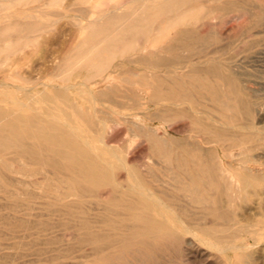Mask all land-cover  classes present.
<instances>
[{"label":"bare ground","instance_id":"1","mask_svg":"<svg viewBox=\"0 0 264 264\" xmlns=\"http://www.w3.org/2000/svg\"><path fill=\"white\" fill-rule=\"evenodd\" d=\"M263 1L0 0V11L12 5L17 7L21 2L32 3L29 11L25 9L23 14L12 11L0 13V21L5 20L0 22V74H4L0 77V190L10 196L29 193L26 188L32 184L38 188L41 197L51 199L48 202L50 206H62L64 213L69 215L65 222L68 234L62 237L59 252L47 257L48 264H121L118 261L125 259L128 252L139 259L138 264H149L150 259L152 263V258L161 257L157 256L159 250L154 245L161 242L167 243L166 249L188 242L185 243L188 245L186 252L202 256L209 254L213 257V250H218L219 254L225 252L231 264H234L235 257H240L242 264H250L251 259L256 261L257 258L264 261V230L258 227L257 222H250L254 210L262 212L261 221H264V150L257 157L258 165L242 163L236 170L226 167L224 159L214 150L198 155L177 150L175 146V149L169 148L173 143H166L158 126L148 122V119L166 120L164 114L173 116L171 111L185 116L188 107L180 109L165 103L161 106L160 103L171 100L175 105L193 101L195 91V96L199 93L204 96L206 104L203 107L211 113L212 123L201 124L202 121L193 118L196 116L189 117L191 109L186 116L200 122L195 128L207 133L204 140L223 147H243L252 144L245 136L246 131L244 134L239 132L241 130L234 133L236 130L232 132L229 128L241 123L245 126L246 122V125L255 126L253 104L244 98L243 101L240 97L238 99V93L236 95L230 90L234 85L227 87L231 83H226L227 89L221 87L222 76L215 82L201 75L200 78L196 75L187 79H170L162 78L158 73L142 74L136 78L126 74L133 67L163 69L166 66L167 70L178 59L171 56L174 59L171 60L163 52L183 50V58L185 51H196L201 44L195 46V43H202L209 35L208 30L199 31L196 26L192 29L187 25L208 26L213 19L227 13L238 22L245 11L261 8ZM58 6L66 10H58ZM46 15L57 17L46 22ZM64 17L67 24L62 22L58 26ZM179 34L182 37H178ZM216 35L219 36L218 33ZM197 62L193 64L196 67L200 65ZM25 63L28 64L26 70L23 68ZM32 71L36 74H31ZM84 72L86 77H83ZM6 76L13 82H9ZM104 83L106 86L101 87ZM125 83L138 87L135 96L125 95L133 99L131 108L135 110L119 112L120 117L115 120L110 115L112 112L109 114L104 109L105 103L101 104L103 108L94 110V113H101L94 119L92 111L77 101H70L72 92L83 97L81 99H112ZM148 101L160 106L152 109L147 105ZM9 103H12L10 107L13 105L11 108L6 107ZM107 115L113 119L112 123L115 121L113 125L116 123V129L113 128L109 134L104 133L109 128L108 125L106 127ZM76 119L85 122L86 127ZM243 119L246 121L244 124ZM258 124L255 131L248 129L261 140L264 139V124ZM121 126H126L124 131ZM88 131H94L96 135L91 137ZM139 138H145L149 145L148 160L143 164L140 163L143 154H129L128 150ZM254 138L257 145L264 148V141ZM6 153H13L15 157L7 158ZM28 163H41L42 166H27ZM6 170L17 174L14 176L19 178L17 187L14 186L17 183L9 179L10 183L2 180H6V176L11 178L4 173ZM38 173L42 175L36 176ZM27 177L37 179L28 182L24 180ZM19 183L24 187H19ZM102 188H108L106 198L102 197ZM222 194H226V198ZM94 198H97L96 202ZM88 200L95 204L92 214L87 213V205L84 208ZM11 208L18 209L17 205ZM239 208L243 211L240 210L242 216L238 214L240 220L235 213L231 214L234 211L228 213ZM189 210H194L195 216ZM188 211L194 217L190 216L192 220L187 217ZM227 220H232V223L242 220L239 223L243 226L229 232L232 223ZM227 224H230V229ZM243 234L245 237H241ZM188 235L190 239L186 237ZM207 259L203 260L206 262Z\"/></svg>","mask_w":264,"mask_h":264},{"label":"rangeland","instance_id":"2","mask_svg":"<svg viewBox=\"0 0 264 264\" xmlns=\"http://www.w3.org/2000/svg\"><path fill=\"white\" fill-rule=\"evenodd\" d=\"M31 4H32L31 2H29V3L28 2L27 3L21 2L17 5V7H16V5L15 6L12 5L13 7L10 6L9 8L0 11V13H6L7 11H12L15 14H21V13L23 14L25 12V9L27 11H29V9H30L29 7L31 6ZM262 4H263L262 6L264 7V1ZM262 6H261V8H262ZM21 7L23 8L22 10H21ZM60 7H62V6H60ZM60 7L58 6L57 9L61 10V11L66 10V9H64V7L63 8H60ZM18 8H19V11H18ZM261 8L260 7H258V8L254 7V8H251V10L249 9V11H245L243 13V16H242L243 19L241 18L239 21L237 20L238 22H236V19L231 18V16L229 17L230 13H227V15L222 13L225 16L222 15L223 17H221V18H225V19H221V18H215V20L213 19V22H211V23L209 22V25H211L210 28H209V25L208 26L207 25L204 26V25H200V24L187 25L188 27H190L192 29H194V27L196 26L195 29L197 28L199 31L208 30L209 32H207V34H209V35L211 33H213L212 35H214V36L211 35V38L209 35L206 34L207 38L203 39L204 41L202 40L201 41L202 43H197V42L195 43V46L197 44H198L197 46H200V44H201V46L206 45L207 47L203 46V51H201L202 50L201 46L197 47L200 49H197L195 47L196 51L199 53H197L195 51V49L192 50L193 54L190 53L191 51L190 52L185 51L183 58H182L183 50L182 51L180 50L181 52L179 51L177 53L163 52L164 56L167 55L168 58H171V56H172V58L178 59V62H175L174 65L170 64L171 66L168 65L171 68L167 66L168 67L167 70H166V66H164L165 68H163V69H151L148 67L146 69L145 68H141V69L138 68L137 69V67H136V69H134L135 67H133L130 70V72H126V74L131 76V77L136 78L138 75H142V74L143 75L149 74V76H150L152 73H158L159 76H162V78L168 77L170 79H171V77L172 78L183 77L184 79H187L190 76H196V75H198V77L200 78V75H201L203 78H206V76H207V79H209V80L212 78L211 81L213 79H214L213 81H215V79L220 81V79L218 77L222 76L221 77L222 83H224L225 80L228 81V78H229L228 76L230 75L231 76L229 78L230 82L228 81V82H225L224 84L221 83L222 86L221 85L220 86L223 87L224 89H227V87H229V86L233 87L232 85H234V87L236 86L237 88L236 87L235 88L230 87L231 89L230 88L229 89L232 90L233 92H235L236 95L238 93V99L241 98V100H242V98H244V100L246 99L245 101L251 102L253 104V106L255 108V116H256L255 120H254L255 124H256L255 126H257L258 123L259 124L261 123V125L258 124V126H262V124H264V120H262V119H264L263 118L264 117V20H263L264 19V13H263L264 8H262V9ZM14 10L17 12H14ZM261 11H263V12H261ZM259 14H260V16L256 17ZM53 17H57V16L50 15L48 17V15H46V16H44V20L46 22L48 20L51 21ZM65 20H66L65 17L60 19V22H58L57 25L59 24L58 26H60L62 24H67L68 20H66V22H65ZM217 20H219L220 22ZM261 20H263V21H261ZM1 21H5V20L1 19ZM214 21L216 23H214ZM253 21H254V23H253ZM258 24H259V26H258ZM191 26H193V27H191ZM199 26L200 27L202 26L201 27L202 29ZM238 26H240L239 29H238ZM183 27H186V25L182 26L180 29H182ZM48 28H50V27L48 26ZM261 29H263V30H261ZM241 31H243V32H241ZM216 33H218L219 36H217ZM177 36L182 37V34H179ZM205 40H206V42H205ZM203 42H205V43H203ZM222 44H223V46H222ZM206 48L208 49V51ZM204 51H206V52H204ZM186 53H188L187 54L188 56H186ZM18 58H19V56H18ZM172 58H171V60H174ZM181 58L184 59L185 62H183V60ZM117 59L119 60L120 57L116 58V62L118 61ZM188 60H190L191 62ZM181 61L183 62V64ZM208 61H209V64H208ZM193 62H195V63H193ZM196 62H197V65H198V63L200 64L199 65L200 67L199 66L196 67V65H193V64H196ZM215 62H217V63H215ZM183 65H185V66L183 67ZM217 65H219V66H217ZM212 66H213V69H212ZM215 66H217V67H215ZM23 68L25 70L28 69V64L25 63L23 65ZM207 68H208V70H207ZM217 68H219V69L217 70ZM171 69H173V70H171ZM152 70H154V71L152 72ZM157 70H159L161 73ZM216 70L219 72L220 75L217 73ZM167 71H172V72H170L171 75L169 73H167ZM164 72L167 74H165ZM223 73H224V75L228 74L225 77V80H223L224 75H221ZM31 74H36V71H32ZM83 74H84L83 77H86V75H87L86 72H84ZM3 75L4 74L1 72L0 77H3ZM164 75H166V76H164ZM167 75H169V76H167ZM215 76H216V78H215ZM5 78H7V80L9 79L7 76ZM168 78H166V79H168ZM9 82H13V80L9 79ZM215 82H217V81H215ZM226 83L227 84L231 83V84H229L226 87V85H227ZM106 84L107 83L102 84L101 87H105ZM217 84L219 86L220 83H217ZM220 86H219V88H221ZM235 89H238V90L235 91ZM137 90H138V87L135 84H130V83H128V85H127V83H125L124 85L122 84L121 87L118 88V90L116 91V93H115L116 96H113V98H112V99H115L113 101V103H112L111 98H107V100H105V99L104 100H102V99H99V100H93L92 99L91 100L90 98H89L90 100H88V97H87V99L86 98L81 99L83 97H81L80 95L77 96L74 92H72V94L70 95V101H72V102L77 101L83 106V108L86 107L85 108L86 110H89L90 112L92 111L94 119L96 116H99V114H101L99 112L94 113V110L99 109V108H103V106L101 104L105 103L104 109L107 110L109 114L112 112L110 115L115 120L116 118L118 119L120 117L119 112L120 113L121 112H132L135 110V109L131 108L132 103H133V99L131 100V99L127 98V96H125V95L130 94V95L135 96L136 94H138ZM196 92L198 93V91H196ZM199 94H197L198 96H195L196 93L194 91V98L195 99L193 101L191 100V101H187L185 103L183 102L182 104H175L174 105V103H172L171 100H162V103H160V105L161 106H163L165 104H167L168 106L173 105L174 107H177L180 109L181 108L184 109L185 107H188V108H186V110L188 112L191 109V111L189 113V115H190L189 117H191L193 115V116H196V118L192 116L196 121L197 120L200 122L202 121L201 124H209V123L211 124L212 123V119L210 117L211 113H209L208 111H205V110H207V107H206V109L203 107V106H205L204 104H206V102H205L206 100L203 99L204 96L202 97V94H200V95ZM0 97H1V95H0ZM116 98H118V99H116ZM196 98H197V100H196ZM110 100H111V103H110ZM195 100L199 101L198 103H201V104H197ZM90 101H92V102L95 101V102L92 104V102L90 103ZM59 102L65 104L63 101L62 102L59 101ZM81 102L87 103V104L83 105ZM150 103H151V105H150ZM163 103H165V104H163ZM193 103H195V105H193ZM10 104H12V103H9V105H7L6 107L11 108L13 105H11V107H10ZM107 104H109V105H107ZM147 105L152 109H156L158 106H160L159 103L155 104V103L149 102V101L147 102ZM129 107L131 109H129ZM67 108L71 110L70 107H67ZM121 108H122V110H121ZM116 111H118V112H116ZM203 111H205L206 113ZM188 112H186V115L188 114ZM200 112H202V114L200 116L201 117L203 116V118H201L198 115V114H200ZM207 113H208V115H207ZM171 114H173V116L170 115V113L164 114L167 117L166 120L165 119H159V118H157L155 120L148 119V122H150L151 124H153L155 126H158V131H159V133H161V135L165 139L166 143H169V141H170V143H173L170 145L168 144L169 146L173 145L172 147H169V148L175 149V147H176L177 150H185V151L191 152L193 154H198V155H204V154H207V152L214 150L215 154L222 157V160L224 159L223 162H224L226 167L233 168L236 170H239V167L242 163L249 164V165H253V164L258 165L259 164V160H257V157L259 156V154H261L263 152L264 148L259 147L257 145V140H255L254 137H256V139H258V141H262V140L264 141V139L259 140L260 138H258L257 135H255V132H253V134H251L252 131L249 130L248 128L255 131V126L246 125L247 122L245 121V119L242 120V121H244L243 124L246 122L244 124L245 126L241 125L242 124L241 123V124H237L238 128L236 127L237 125H231L229 129H231L232 132L236 130V132H234V133H237L239 130H241V131H239L240 133L241 132L243 133L244 131L247 132L249 130V132H247V133L245 132V136L248 137V139L250 138L249 140L252 142L251 145L252 146L254 145L253 146L254 148L251 145H243V147L241 145H237V146L232 145L231 147H229V145H227V146L223 147L217 143L216 144L215 143H207L204 140L207 133H204L205 131L204 132L203 131L200 132L199 130L197 131L195 128L197 125H199L198 123H200V122L196 123V121H194V119L191 118L194 121L193 122L194 125H193L191 123L192 120L187 117L188 115L186 116L184 114L186 116L185 117V116H182V113H180L179 114L180 116H178L177 111L176 112L171 111ZM204 114H206V115H204ZM108 115H107L106 127L108 125L109 128H106V132H104L105 129L103 130V132L106 134H109L113 130V128H115V125H116V123L113 125V123L115 121L112 123L111 120H113V119H109L111 117ZM199 117H200V120H199ZM205 117H207L208 119ZM206 119L207 120L210 119V120L207 122ZM76 120H78V123L81 121L80 119H76ZM96 121L98 124L99 122H98L97 118H96ZM81 125L82 126L85 125V127H86V124L83 121H81ZM179 125H181V127H179ZM190 125H192V126H190ZM219 125H220V123H219ZM247 126H252V127H247ZM124 127H126V126H124ZM124 127L121 126V129L123 128V131H124ZM192 127H194L195 129ZM231 127H233V128H231ZM242 127H244V128L246 127L248 130L246 128L242 129ZM110 128H112V129H110ZM107 129L109 131H107ZM192 129H193V132H192ZM100 131L101 130H99L98 132L100 133ZM88 133L90 134L91 137L96 135V132L94 133V131H88ZM251 135H253V136H251ZM252 137H253V139H252ZM135 143L133 145H131L130 148L128 149L129 154H131L132 152L138 153V154H143V155H141L142 158L140 157V163L143 164L144 162H146L148 160V157H147V155L149 154L148 142L145 140V138L144 139L139 138V140L137 139L135 141ZM197 146H199V147H197ZM184 147H186V148H184ZM247 147H249V148H247ZM189 148L190 149L192 148L191 151ZM241 152L243 155L241 154ZM239 154H240L241 158L244 157L245 159L244 158L240 159V156H238ZM14 155L15 154H13V153H6L5 157L11 159V158L15 157ZM247 155H248V157H247ZM247 160H248V162L249 161L250 162L247 163L246 162ZM254 161H256V162H254ZM14 162L17 165L19 164L18 161H14ZM40 164L41 163H28L27 166L40 167V166H42ZM42 164H44V163H42ZM4 173L11 176V178H9L8 176L5 175L6 180H4V178H2L3 181H6V182L8 181L7 183H10V182L17 183V181L19 180V178L14 177L17 174L13 175L12 172H9V171L7 172V170L4 171ZM38 175L41 176L42 174L38 173L36 176H38ZM13 178H14V180H13ZM15 178H17V179H15ZM30 178L27 177L24 180L29 182L33 179H37V177H35V178L30 177ZM7 179H9L10 182ZM14 186L17 187L18 183H17V185L15 184ZM19 187H24V185L19 183ZM26 189L30 192L29 193L15 194L12 196L7 195L6 193H4L0 190V264H48V258L53 255L52 254L53 252H56V253H57V251L59 252V249H60L62 242H63L62 237L65 236V234L66 235L68 234V232H67L68 229L65 230V222L68 220L69 215L64 213L63 207L59 206V205L50 206L48 204V202L51 199L49 197L46 198V196L41 197L39 195L38 188L32 184L29 185ZM101 191H102V197L106 198L108 195V188H102ZM222 196H224V198H226V194H224V195L222 194ZM89 198H91V197H89ZM96 199L97 198H94L93 200H95V202H96ZM12 205H17L18 209H12L11 208ZM86 205H87V208H86ZM93 205H95V204L93 202H91V200L90 201L88 200L85 203L84 208L87 209L86 210L87 213L92 214L93 212H95L94 211L95 209H93V212H92V206ZM225 205H226V202H225ZM228 210H231V209H228ZM228 210H227V212H228ZM240 210L242 211V209L239 208L236 210L229 211L228 213H231L234 211L231 214L235 213L237 216V219L240 220L241 218L239 217V215L240 214L243 215V213H242L243 211L241 212ZM89 211H91V212H89ZM189 211L193 213V216H195V212H193L194 210H192V211L189 210ZM235 211H237V212H235ZM188 212H187V214L189 216L187 214L186 215L188 218H190V216H192V215H190L191 213L190 212L188 213ZM259 212H260V214H258ZM253 214H254V216H252V218L250 219V222H254V223L257 222L258 227H261V229L264 230V221H261L262 220L261 219L262 218V215H261L262 212L260 210L259 211L254 210ZM242 215H240V216H242ZM198 216H199V218L203 217L201 215H198ZM193 218H190V219L192 220ZM203 219H205V218H203ZM210 219L212 220L211 217H210ZM207 220H208V218H207ZM228 221L229 220H227V222ZM230 221L229 222L231 224L232 220H230ZM234 221H233V223H235ZM239 222H242V220ZM239 222L238 223L236 222L235 224L232 223L233 228H232V226L230 227V224L229 225L227 224L228 228L229 227L231 228V229L229 228L230 231L229 230L228 231L232 232V230H233V232H234L235 230L241 228L243 226L242 225L243 223H239ZM237 224H239V225H237ZM240 224H241V226H240ZM235 228H237V229H235ZM244 235L245 234L241 235V237H245ZM186 237L188 239H190L189 235ZM241 237L239 235L238 238L241 239ZM185 243L188 244V242H183L182 244H178L176 247L177 249L176 248L166 249L167 248V246L165 245V244H167L166 242H163V243L161 242V244L160 243H154L155 247L159 248V249L157 248V251L159 250L157 256H161V257L160 258L159 257L158 258L157 257L152 258V263L153 264H231L229 258L226 256L227 254L225 252H220V254H219L218 250H213V252H212L213 257H211V255H209V254L202 256L201 254H198L196 252H188V251L186 252L187 249L185 250V248L188 245H186ZM160 245L163 246L162 248L164 250L166 249L165 251L170 250V252L168 253V252H165L164 250H162V248H160ZM180 245L182 247L184 245V247L182 248ZM180 248L182 249V251H180L181 250ZM183 251H184V253H183ZM215 251H217V252H215ZM186 254L187 255L190 254V255L187 257ZM216 254L218 256H215ZM156 259H158V260H156ZM203 259H207L206 262ZM261 259L262 258L256 259V261L258 260L259 263H258V261L256 262L255 259H251L250 264H264L263 259L262 260ZM138 260H139L138 258L136 259L130 252H128L125 256V259H120V261H118V262L119 263L122 262L121 264H123L125 261L124 264H126V262L128 261L127 262L128 264H132V263L138 264L137 263ZM129 261H131V263ZM150 261H151V259L149 260V264H152ZM228 262H230V263H228ZM242 263H244V262L240 257L234 258V264H242Z\"/></svg>","mask_w":264,"mask_h":264}]
</instances>
